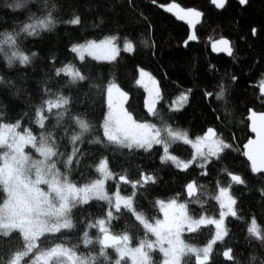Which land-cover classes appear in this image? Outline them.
Listing matches in <instances>:
<instances>
[{"label": "trees", "instance_id": "1", "mask_svg": "<svg viewBox=\"0 0 264 264\" xmlns=\"http://www.w3.org/2000/svg\"><path fill=\"white\" fill-rule=\"evenodd\" d=\"M15 2L0 0V124L19 123L22 131L30 130L38 141L46 137L58 153L55 158L61 175L78 187L100 178L96 168L107 159L113 173L107 190L113 192L117 187L123 196L132 197L133 210L149 223L161 219L157 203L161 200L185 204L194 218L218 217L215 197L220 188L229 189L237 201V217L227 219L228 234L214 246L208 264H264V240L248 231L254 219L264 235V175L255 176L243 155L244 145L253 137L249 112H264L260 94L264 84V0H248L245 8L229 0L223 11L212 7L211 0H24L23 8L14 9L11 5ZM171 2L204 13L197 44L184 47L190 35L188 28L159 9V5ZM77 17L80 23L72 24ZM42 20L51 22L41 27L38 22ZM26 24L37 25L33 35L22 31ZM107 37H114L119 44L131 40L134 52L121 51L116 60L102 62L92 58L81 61L71 51L75 44ZM223 37L232 40V58L211 52V43ZM14 53L28 56V63L21 64ZM66 66L78 69L85 79L73 81L64 74L56 75ZM140 68L150 71L160 84L161 101L155 116L147 111L145 90L138 85ZM112 82L128 93L127 107L134 119L155 124L166 140L167 128L187 133L191 140L213 128L217 138L231 147L203 168L193 162L183 170L171 161L161 162L162 145L145 152L109 143L103 137V121L108 111L106 90ZM221 89L224 95L217 99ZM59 96L68 98L69 104L48 111L46 102L55 103ZM181 98L185 99L183 107L174 109ZM41 109L43 128L37 123ZM77 120L88 123L89 130L84 132ZM73 136L80 139L74 142ZM97 140L100 142H94ZM4 151L0 148V154ZM169 152L182 162L191 161L194 155L191 145L181 141L170 142ZM69 156L73 163L66 165ZM229 173L241 176L244 184L233 183ZM121 175L140 183L135 189L132 183L121 184ZM146 176L155 182L144 183ZM192 181L200 194L188 201L185 188ZM6 198L0 186V205ZM109 210L106 201L76 205L71 213L74 227L43 236L37 251L25 258L27 264L56 244L74 248L78 256L92 257L93 264H115L114 249H106L105 261L95 242L101 235L99 228L88 226L106 219ZM114 217L108 225L112 234H128L132 246L148 238L132 210L122 209ZM85 231L93 240L89 251L83 242ZM214 233L213 227H204L188 234L187 239L202 248ZM21 245L18 233L10 240L0 238V264H9ZM228 249L232 262L223 259ZM154 258L159 264L157 253ZM184 264H196V259L184 258Z\"/></svg>", "mask_w": 264, "mask_h": 264}, {"label": "snow or ice", "instance_id": "2", "mask_svg": "<svg viewBox=\"0 0 264 264\" xmlns=\"http://www.w3.org/2000/svg\"><path fill=\"white\" fill-rule=\"evenodd\" d=\"M248 0H239L241 5L247 4ZM217 8H223L226 0H212ZM14 9L24 7V0H16L11 5ZM175 7V6H173ZM167 11L171 12L172 7H168ZM181 11H183L181 9ZM200 12L189 11L183 15H179V19L184 20L186 17H199ZM50 20L39 21L41 27H47ZM72 24H79L80 19L71 21ZM189 23H192L189 20ZM36 24H26L22 31L28 35H33ZM256 30L253 29V34ZM11 41L12 37H8ZM190 40L196 39L195 35L189 37ZM222 47L217 48L213 45V51L227 52L232 54L227 39H221L218 42ZM71 51L79 53L80 60L83 61L85 53L95 60L113 61L119 55V50L111 40L100 41L99 43L91 41L86 45L73 46ZM124 51L133 52V45L127 43ZM18 55L21 64H26L29 57L26 55ZM64 74L71 76L73 81H83L85 77L72 67L57 70L56 75ZM141 77L148 76V73L141 71ZM235 79V77L233 78ZM149 80L155 85V80L149 76ZM138 83H143L141 79ZM152 89L149 90V99L146 101L147 111L152 115H157L156 104L158 102L159 92H155L153 96ZM224 95L223 89L217 96V99ZM107 96V115L103 121V137L109 143L119 145L129 150H143L149 152L154 145H162L164 155L161 156V162L171 161L176 167L187 170L197 157L203 161L199 167H205L206 163H210L211 157L220 158V154L231 146L223 142V140L215 137V131L211 128L207 133L195 140L188 138L187 133L173 131L171 128L165 129L168 140H166L161 130L155 124L138 122L133 115L125 108V102L129 99L128 93L123 91L116 83H109L106 90ZM48 111L52 108H61L69 104L66 97L59 96L55 103L51 100L47 101ZM42 111H37V123L41 128L44 127V117ZM251 131L256 134L255 139H249L244 145L243 155L251 162L252 173H264V114L257 115L252 112L250 117ZM79 127L87 132L89 124L84 120H77ZM19 123L15 125L0 124V148H6L3 154H0V186L6 193V199L0 205V238L10 240L14 233L19 234L22 240L21 250L16 251L12 256L9 264H21L22 261L27 264L26 257L34 253L39 248L37 241L46 234H58L62 230H70L74 227L71 220V213L76 205H86L92 200L107 201L112 204L113 197L105 190L106 181L113 179V173L109 170L107 159L100 161L96 171L100 174V178L91 183L78 187L76 184L69 182L66 176H61L56 168V164L52 161L53 157L58 155L55 146L50 144L46 137H41L39 141L31 131L25 129L23 133L17 132ZM80 136H73L75 142ZM183 141L185 145H191L194 149L193 159L188 162H182L175 155L169 154L170 141ZM99 143L100 141H94ZM31 146L43 159H33L26 154L25 147ZM206 149V150H205ZM75 153H73L74 155ZM73 163V157L69 156L66 165ZM34 173V179L32 175ZM205 175L207 173H204ZM231 180L237 185L244 184V180L239 175L229 173ZM119 180L124 183H132L133 189L140 182H130L126 176L121 175ZM155 182L152 176L144 177V182ZM41 185H47V191L41 188ZM194 182L187 184L189 193L194 188ZM135 195V193H133ZM114 207L117 212L123 207L133 211L135 219L143 225L144 229L156 237L155 241L141 240L139 245L131 247V237L128 234H112L107 226L108 222L114 220L113 212H107V220L99 219L89 227H98L100 236L97 237L96 243L100 245L99 255L107 259L106 249L113 248L118 254L115 264H122L125 259H130L132 264H153L151 251L158 249L163 254V264H184L186 256H195L196 264H208L210 259L212 246L223 240L227 236V229L223 227L225 218L228 216L237 217L235 205L237 203L227 188H220L219 195L215 199L219 202L220 213L219 219L201 217L192 219L186 209V205L177 204L175 199L168 203L158 201L159 210L163 213V219H157L154 223H149L141 214H136L132 209V197L121 196L119 190L114 193ZM201 225H215L216 232L214 238L205 247L195 248L182 239L185 231L196 232ZM249 233L256 236L257 239L264 240L260 230L253 219L248 229ZM83 242L85 245L93 243L89 238L87 231L83 234ZM224 256L231 260V249L225 251ZM60 258L62 264H90L89 259H85L77 255L74 248L65 247L63 244H56L47 251L40 252L31 261V264H54L55 260Z\"/></svg>", "mask_w": 264, "mask_h": 264}, {"label": "rangeland", "instance_id": "3", "mask_svg": "<svg viewBox=\"0 0 264 264\" xmlns=\"http://www.w3.org/2000/svg\"><path fill=\"white\" fill-rule=\"evenodd\" d=\"M104 40H111L112 41V43L117 47V49L119 50V55H120V53H121V51H124V47H125V45L127 44V43H131L132 45H133V52H134V50H135V45H134V43L131 41V40H129V39H127V40H125L122 44H119L117 41H116V39L114 38V37H107V38H104L103 40H100V41H104ZM100 41H95V42H97V43H99ZM89 42H91V41H89ZM89 42H86V43H81V44H75L74 46H79V45H86L87 43H89ZM124 52H126V51H124ZM132 52V53H133ZM76 55H77V57H78V59L80 60V58H79V56H80V54L79 53H76ZM85 55V58L84 59H86V58H92L91 56H88L86 53L84 54ZM118 55V56H119ZM118 56H117V58H118ZM116 58V59H117ZM93 59V58H92ZM115 59V60H116ZM98 61H102V62H112V61H107V60H98ZM114 61V60H113ZM67 67H72V68H74L73 66H66V67H64V68H67ZM75 70H77L81 75H82V73L78 70V69H76V68H74ZM141 71H144V72H146V73H148V76H144L143 78L141 77V75H140V73H141ZM149 76L153 79V80H155V85H153L152 83H151V81L149 80ZM71 79H72V77L71 76H69ZM143 80V83H138V85L140 86V87H142L144 90H145V93H146V101L149 99V90L150 89H152V90H154L153 91V96H155V92L156 91H158L159 92V97H157V100H158V102H157V104H156V109H157V107H158V104H159V102L161 101V89H160V84H159V81H158V79L150 72V71H148V70H146V69H144V68H140L139 69V75H138V81H140V80ZM76 81H78V80H76ZM122 89V88H121ZM123 90V89H122ZM124 91V90H123ZM146 101H145V105H146ZM184 101H185V99L184 98H181L180 100H178V102H175L174 103V105H173V108L174 109H176V110H178V109H181V107H183V103H184ZM127 103H128V100L125 102V108L127 109V111H129L128 110V107H127ZM47 109H48V107H47ZM146 109H147V105H146ZM43 115V114H42ZM44 117V116H43ZM134 118V117H133ZM44 122V121H43ZM39 125V124H38ZM40 126V125H39ZM16 131L17 132H21V133H23V131L20 129V127L19 128H17L16 129ZM30 131V130H29ZM33 134V133H32ZM34 135V134H33ZM35 136V135H34ZM36 137V136H35ZM37 138V137H36ZM37 141H38V139H37ZM170 142H177V141H175V140H171ZM181 142H183L182 140H181ZM156 145H154L153 146V148L155 147ZM5 151H7V149L6 148H3ZM206 150V149H205ZM4 151V152H5ZM25 152H26V154H28V155H30L33 159H43V157H41L40 155H39V153H37L36 151H35V149L34 148H32L30 145L29 146H26L25 147ZM169 154H171L170 152H169ZM213 158H216V157H211L210 158V160L211 159H213ZM52 161L56 164V168H57V170H58V172L60 173V171H59V168H58V162H57V160H56V158L55 157H53L52 158ZM180 161V160H179ZM194 162H196V163H202L203 161L201 160V158H199V157H197L196 158V160L194 161ZM0 163H2V161H0ZM180 169H182V168H180ZM61 174V173H60ZM62 177H63V175H61ZM32 179H34L35 177H34V173H33V175H32V177H31ZM112 179H110V180H108V181H106V183H105V190L107 191V193L110 195V196H112L113 197V200H112V204L110 205L107 201V203L109 204V206H110V208H111V211L113 212V215H115L116 213H119L122 209H128V208H125V207H123V204H122V207H121V209H120V211L119 212H117L116 210H115V207H114V203H115V197H114V193L117 191V190H119V189H117V187L114 189V191L113 192H110V191H108L107 190V188H106V186H107V183L109 182V181H111ZM41 188H43L45 191H47L48 189H47V185H41ZM120 192V191H119ZM229 193H230V195L233 197V195H232V193L229 191ZM121 194V193H120ZM218 195H219V193H218ZM217 195V196H218ZM121 196H123L122 194H121ZM125 197V196H124ZM234 198V197H233ZM235 199V198H234ZM165 203H168V202H165ZM217 203H218V206H219V208H220V205H219V202L217 201ZM177 204H180V203H178L177 202ZM235 207V209H236V205L234 206ZM132 209H133V203H132ZM186 209H187V213H188V215L192 218V219H199V218H194L193 216H191V214H190V212H189V210H188V208L186 207ZM220 211H221V209H220ZM229 217H231V216H228V217H226L225 218V221H224V225H223V227L224 228H226V223H227V219L229 218ZM164 217H163V213H162V217H161V219L160 220H162ZM206 218H213V219H219V216L218 217H206ZM106 220H107V218H106ZM109 223L110 222H108V224H107V226L109 225ZM204 227H213L214 228V230H215V232H216V228H215V225H201L199 228H198V230L199 229H201V228H204ZM227 229V228H226ZM192 233H195V232H188V231H185L183 234H182V239L185 241V243H187V244H189V245H191V246H193V247H195V248H199V247H197V246H195L193 243H191V242H189L188 241V239H187V235L188 234H192ZM46 235H48V234H46ZM214 236H215V233H214ZM226 237V236H225ZM224 237V238H225ZM42 238V237H41ZM40 238V239H41ZM223 238V239H224ZM39 239V240H40ZM155 239H156V237L155 236H153L151 233H148V238L147 239H145V240H150V241H155ZM38 240V241H39ZM38 241H37V243H38ZM221 241H223V240H221ZM221 241H217L213 246H212V251H211V255H210V259H209V261H208V263L210 262V260H211V257H212V252H213V249H214V246L217 244V243H219V242H221ZM211 242V241H210ZM209 242V243H210ZM208 243V244H209ZM85 247H86V250L87 251H89V248H90V246H93V243L92 244H89V245H84ZM130 246L131 247H136V246H132L131 245V243H130ZM138 246V245H137ZM205 247V246H204ZM203 248V247H202ZM201 248V249H202ZM37 250H34V253L36 252ZM114 253H115V258H116V260L119 258L118 257V254L115 252V250H114ZM155 253H157V256H158V259H160V262H159V264H163V259H164V257H163V254L162 253H160L159 252V250L158 249H155V250H153V251H151V253H150V255H151V257H152V260H153V264H156L155 263V258H154V254ZM31 255V254H30ZM81 257H83V258H85V259H89L90 260V264H93V262H94V259L92 258V257H86V256H81ZM187 257H193L194 259H196V257L195 256H186L185 258H187ZM103 258H104V260L105 261H108V258L107 259H105V257L103 256ZM157 259V260H158ZM54 264H62V260L60 259V258H57L56 260H55V262H54ZM122 264H132V262H131V260L130 259H125L124 261H122Z\"/></svg>", "mask_w": 264, "mask_h": 264}, {"label": "water", "instance_id": "4", "mask_svg": "<svg viewBox=\"0 0 264 264\" xmlns=\"http://www.w3.org/2000/svg\"><path fill=\"white\" fill-rule=\"evenodd\" d=\"M236 1H237L238 4H240V3H239V0H236ZM228 2H229V0H226V4H225V6H224L223 8H217V7L212 3V0H211V5H212V7H214L217 11H223V10L226 8ZM247 4H248V2H247ZM247 4H245V5H241V4H240V6L243 7V8H245V7L247 6ZM173 6H175V7H173ZM168 7H172V11H171V12H169V11L166 10ZM159 9H160L161 11H163L165 14H167V15L171 16L172 18H174L178 23H180V24L186 26V27L188 28V30H189V33H190L189 37L195 35L196 39H194V40H190V39L188 38L187 41L184 43V47H187V46L190 45V44H197V43L199 42V39H198V36H197V29L202 25L203 20H204V13H203L202 11H200V10H198V9H195V8H185V7L181 6V5H180L179 3H177V2H171V3L166 4V5H159ZM181 9H182L183 11H181ZM189 11L200 12L201 15H200L199 17H190V16H189V17H186L184 20L179 19V15H183L184 13L189 12ZM189 20H191L192 23H189ZM221 39H227V40L229 41V46H230L231 49H232V54H231V55H229L227 52L213 51V45H216L217 48L222 47V45H220V44L218 43ZM221 39L214 40V41L211 43V46H210V47H211V52H212L213 55H215V56H224V57H227V58H232L233 55H234V53H235V49H234V47H233L232 40L229 39V38H227V37H223V38H221ZM260 94H261V96L264 97V84L260 87ZM252 112L257 113V115L264 114V112H258V111H256L255 109L250 110V112H249V116H248L250 131H251V123H252L250 117H251V113H252ZM211 129H213V128H211ZM213 130L215 131V137H213L212 139H216V138L218 137V132H217L215 129H213ZM206 133H207V132H206ZM251 133L253 134V137H252L251 139H255V138H256V134L253 133L252 131H251ZM246 144H247V143H246ZM244 151H245V149H244ZM245 159H246L247 163L249 164V166H250V168H251V162L247 159V157H245ZM253 174H254V173H253ZM254 175H255V176H260V175H264V173H256V174H254ZM119 181H120V180H119ZM193 182H194V181L189 182V183H193ZM232 182L235 183L234 181H232ZM120 183H121V184H125V185L129 184V183H124V182H122V181H120ZM144 183H145V182H144ZM189 183H188V184H189ZM194 185H195V186H194V188H193V190H192L191 193L188 192V190H187V186H186V188H185V193H186V197H187V200H188V201H192L193 199L198 198V196H199V194H200V193H199V188H198L196 182H194ZM108 249H111V248H108ZM226 251H227V250H226ZM231 252H232V251H231ZM224 253H225V252H224ZM224 253H223V259H224L226 262H232V261H233V258H232L231 260H228V259L224 256Z\"/></svg>", "mask_w": 264, "mask_h": 264}, {"label": "bare ground", "instance_id": "5", "mask_svg": "<svg viewBox=\"0 0 264 264\" xmlns=\"http://www.w3.org/2000/svg\"><path fill=\"white\" fill-rule=\"evenodd\" d=\"M212 6V5H211Z\"/></svg>", "mask_w": 264, "mask_h": 264}]
</instances>
